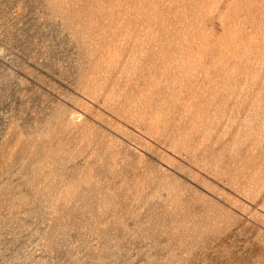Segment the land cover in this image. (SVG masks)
<instances>
[{"label": "rangeland", "instance_id": "1", "mask_svg": "<svg viewBox=\"0 0 264 264\" xmlns=\"http://www.w3.org/2000/svg\"><path fill=\"white\" fill-rule=\"evenodd\" d=\"M0 264H264V0H0Z\"/></svg>", "mask_w": 264, "mask_h": 264}]
</instances>
